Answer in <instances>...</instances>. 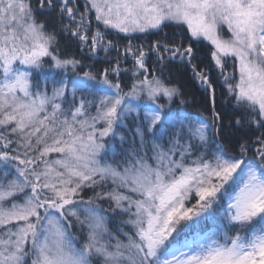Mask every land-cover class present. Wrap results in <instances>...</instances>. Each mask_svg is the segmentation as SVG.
<instances>
[{
  "label": "snow or ice",
  "instance_id": "6c2138e0",
  "mask_svg": "<svg viewBox=\"0 0 264 264\" xmlns=\"http://www.w3.org/2000/svg\"><path fill=\"white\" fill-rule=\"evenodd\" d=\"M0 264H264V0H0Z\"/></svg>",
  "mask_w": 264,
  "mask_h": 264
},
{
  "label": "trees",
  "instance_id": "16d2710c",
  "mask_svg": "<svg viewBox=\"0 0 264 264\" xmlns=\"http://www.w3.org/2000/svg\"><path fill=\"white\" fill-rule=\"evenodd\" d=\"M166 32L170 31V29H165ZM159 35H163V33H160ZM109 39H114L117 46L120 49H123L124 46L128 43V38L124 36V34H113L108 37ZM157 39L156 35H151L145 37L144 34H134L132 38L133 44H150L152 40ZM70 41H66L63 38H61L60 46L61 48L67 47L70 52L75 51V49L69 47ZM115 52L109 53V57L115 56ZM100 59H88L85 61L86 64H95L97 69H101L103 67H107V65L104 63L105 54L101 52L99 54ZM79 58V57H77ZM152 60L155 59V57H151ZM194 63H199V61H193ZM131 65V60H129L126 64H122L123 67H129ZM203 67V64L200 65ZM87 70V69H86ZM95 71V69H93ZM229 71H231V68H229ZM171 78L173 82L181 89V92L183 93L181 99L185 101L184 105L179 104V100H177L173 107H182L185 112L191 114L192 116H210L211 115V107L208 105L204 99V93L201 91L199 85L195 81V77L193 76L191 69L178 65L174 67V69L171 72ZM127 90V89H126ZM222 90L217 89V98H216V104H217V111H221L223 113H226L224 123L227 124L229 119L235 120V117H232L230 115L232 109L231 106L224 103V101L227 99L226 96L221 95ZM226 132L229 131L228 129L225 130ZM116 147L117 151L119 150V141H116ZM87 195H92L91 192H88ZM87 198V197H85ZM107 207V205H105ZM117 220L119 218H116ZM110 228H114L115 224H110ZM127 231V229H125Z\"/></svg>",
  "mask_w": 264,
  "mask_h": 264
}]
</instances>
